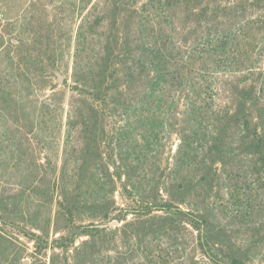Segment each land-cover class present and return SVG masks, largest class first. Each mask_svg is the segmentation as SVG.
Segmentation results:
<instances>
[{
	"label": "trees",
	"instance_id": "1",
	"mask_svg": "<svg viewBox=\"0 0 264 264\" xmlns=\"http://www.w3.org/2000/svg\"><path fill=\"white\" fill-rule=\"evenodd\" d=\"M15 152L32 180L0 214L1 252L23 237L33 264H253L264 0H0V156Z\"/></svg>",
	"mask_w": 264,
	"mask_h": 264
},
{
	"label": "rangeland",
	"instance_id": "2",
	"mask_svg": "<svg viewBox=\"0 0 264 264\" xmlns=\"http://www.w3.org/2000/svg\"><path fill=\"white\" fill-rule=\"evenodd\" d=\"M76 26L74 28L76 29ZM9 40V38H8ZM70 62V61H69ZM70 67L72 68V63H69ZM71 68L70 71L69 69H64L65 73L64 75H70L71 74ZM63 79V77H61ZM56 80V79H55ZM175 140V139H174ZM176 142H173V145ZM175 148V146H173ZM15 157H11L9 153H5L4 156H0V214L3 212L6 213L5 206L9 205L10 208L14 209V198L16 194H19L21 191L22 185H18L24 183L26 187L31 185V180L32 178L29 177V175L32 173V170L29 169L26 165L22 164L23 166L21 169H14L13 165L19 161L18 154L15 152L14 154ZM42 158L44 155L41 156ZM9 163V164H8ZM5 164H8L6 166ZM34 198V197H33ZM31 199V198H30ZM117 199L120 203H122L121 198L119 195H117ZM31 202V201H28ZM4 208V209H3ZM25 210V213L30 215L31 213L34 212V207L29 204L28 206H24L23 208ZM16 218V215L12 213L10 215V220H13ZM254 221L257 222V226H262L264 225V215H254ZM224 222H229V221H224ZM1 229L10 237L16 239L19 237L18 235V230L13 227V226H7V225H2ZM261 237H264V232L261 233ZM245 238V237H241ZM13 246L10 247L8 250H3L2 252L0 251V257H5L8 258V260H11L13 256L16 254V252H22L24 254V259H23V264L24 261L27 260L28 264H33L34 263V257L31 255L34 247L33 243H31L27 238L21 237V242L18 241H13ZM264 249H261L263 251ZM253 264H264V254H259L256 257L252 258Z\"/></svg>",
	"mask_w": 264,
	"mask_h": 264
},
{
	"label": "water",
	"instance_id": "3",
	"mask_svg": "<svg viewBox=\"0 0 264 264\" xmlns=\"http://www.w3.org/2000/svg\"><path fill=\"white\" fill-rule=\"evenodd\" d=\"M116 226H118V222L117 221H113V222H110V223H107V224L99 225V227H101V228H111V227H116ZM24 264H28V261L25 260Z\"/></svg>",
	"mask_w": 264,
	"mask_h": 264
}]
</instances>
